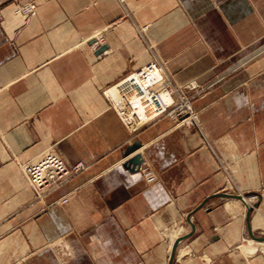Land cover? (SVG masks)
<instances>
[{
    "label": "crops",
    "instance_id": "obj_1",
    "mask_svg": "<svg viewBox=\"0 0 264 264\" xmlns=\"http://www.w3.org/2000/svg\"><path fill=\"white\" fill-rule=\"evenodd\" d=\"M154 59L170 87L215 78L198 128L120 120L111 91ZM46 151L87 169L32 203ZM228 181L264 192V0H0V264H264V197Z\"/></svg>",
    "mask_w": 264,
    "mask_h": 264
},
{
    "label": "rangeland",
    "instance_id": "obj_2",
    "mask_svg": "<svg viewBox=\"0 0 264 264\" xmlns=\"http://www.w3.org/2000/svg\"><path fill=\"white\" fill-rule=\"evenodd\" d=\"M36 8H37V4L34 1L26 2V3H18L16 4L15 13L19 14L20 16L24 18L25 21H27L28 18L33 17L35 15ZM251 55L252 53L250 54L245 53L243 55H240V57L238 58V62H237V65L239 66H238V69H236V71L239 70L241 72L242 70L246 69L247 59H249L248 57H250ZM261 56H262V53H261ZM258 57L260 56L256 55L255 59H257ZM154 63H157V65H159L161 68L163 67L154 59L148 64H146L144 68H148L147 66L150 64H152L153 66L155 65ZM162 70L164 71L163 68ZM138 71L139 69L136 72ZM214 79L209 80L205 83H200L198 81L193 80L190 83H187L185 85H175V87L174 86L170 87L167 82H166L167 83L166 85L164 81H161L164 85L161 84L160 88L163 86V88L168 89L170 92L173 93L176 100H175V103H173L171 106L169 107L167 106L166 112H164V114L158 115V117L163 116V117L168 118L175 127L184 126V127L198 128L199 123H200V113L199 111L194 109L193 103L196 99L202 98L206 93L212 90V88L216 84ZM175 105L176 106L180 105V106H177V108H175L176 107ZM126 112H127L126 110L121 109V116H123V114L126 115ZM118 116L121 120L122 117H120L119 113H118ZM129 119L127 120V122H124V125L128 129L133 128L131 131H129L132 133L137 129V126L133 127V124L135 125L136 120L133 118L132 120H129ZM47 155L55 156L56 158H59L62 161V163L65 166V171H62L64 175L63 176L59 175L60 172H54L53 169H47L44 172L47 175V179L45 181L46 185L41 191H36L35 188L30 184L29 179L27 178L26 169L29 172L30 169L36 168L39 164L43 163ZM80 165H82L83 167H81L78 171H76L75 168L79 167ZM21 169H22V172L27 182L29 183L33 191L32 203H35V202L39 203V202H42L45 199V197L49 195L51 192L65 185L71 178L84 172L87 169V164L82 161H79L75 164H69L64 160L63 157H61L56 152L46 151L40 154L39 156H37L36 158L21 165ZM223 170L225 171L224 167H223ZM140 172L142 173L143 179L145 180L147 184H151L155 182V175L152 173V170L149 167L145 166L144 168L140 170ZM150 174L153 175V180L151 182L147 181L148 176H150ZM55 176L57 177V179H59V182H57V184H53L52 183L53 181L51 182V178ZM229 184L230 182L228 181L227 186L224 187L223 189V194L225 196H228L229 198L232 197L234 199L239 200L242 206L247 210L246 211L247 213H248V210L249 211L253 210V208L259 202V200L264 197L263 191L256 192V193L240 192L233 184L231 185ZM59 201H61V203L64 204L67 202V198L66 197L61 198ZM52 204H54V202ZM258 251L264 252L259 249Z\"/></svg>",
    "mask_w": 264,
    "mask_h": 264
},
{
    "label": "bare ground",
    "instance_id": "obj_3",
    "mask_svg": "<svg viewBox=\"0 0 264 264\" xmlns=\"http://www.w3.org/2000/svg\"><path fill=\"white\" fill-rule=\"evenodd\" d=\"M154 64L155 65L151 66V68H145L140 76L131 75L122 83L115 86L111 91L113 94L111 96H114L116 101L115 103L118 107L123 109L126 104L130 105L131 112H133L134 116H137L140 124L158 117V115H160L164 110L165 106L171 102L175 103L176 100L172 92L163 88V86L160 88L161 84H163L161 81H164L167 85V78L162 68L157 65V63ZM122 94H125L126 96L123 97ZM177 106L175 108H177ZM131 114L132 113L128 115L123 114V116H121L123 121L127 122V120L132 116ZM133 126L136 127L134 124ZM254 244L256 245V248L264 251V242H254ZM246 248H250V246H246Z\"/></svg>",
    "mask_w": 264,
    "mask_h": 264
},
{
    "label": "built area",
    "instance_id": "obj_4",
    "mask_svg": "<svg viewBox=\"0 0 264 264\" xmlns=\"http://www.w3.org/2000/svg\"><path fill=\"white\" fill-rule=\"evenodd\" d=\"M151 66H152V64L148 65L147 67L151 68ZM173 103L174 102H171L167 106H171ZM167 106H165L164 110L162 111V113L160 115H162L164 112H166ZM123 109H125L127 111L126 112L127 115L132 113L131 114L132 116L130 117V119L133 118L136 120V122H135L136 126L141 125L137 116H134L133 112H131L130 105L126 104ZM81 167H83V166L80 165L79 167L75 168L76 171H78ZM47 169H53L54 172H60L59 175L63 176L64 174L62 171H65V166L59 158H56L55 156H52V155H47V157L45 158L43 163L39 164L36 168L30 169L29 172L26 169L27 178L29 179L30 184L35 188L36 191H41L45 187V185H46L45 181L47 179V175L44 172ZM144 175H146V174H144ZM152 180H153V175L150 174V176H148V181L151 182ZM51 182L53 184H57V182H59V179H57L56 176L52 177Z\"/></svg>",
    "mask_w": 264,
    "mask_h": 264
}]
</instances>
